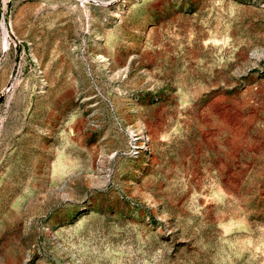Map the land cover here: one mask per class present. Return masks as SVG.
Wrapping results in <instances>:
<instances>
[{
	"label": "rangeland",
	"instance_id": "rangeland-1",
	"mask_svg": "<svg viewBox=\"0 0 264 264\" xmlns=\"http://www.w3.org/2000/svg\"><path fill=\"white\" fill-rule=\"evenodd\" d=\"M0 264H264V0H0Z\"/></svg>",
	"mask_w": 264,
	"mask_h": 264
}]
</instances>
